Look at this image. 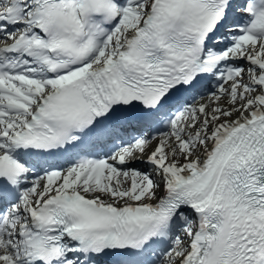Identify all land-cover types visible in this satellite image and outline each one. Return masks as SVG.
Instances as JSON below:
<instances>
[{
	"label": "snow or ice",
	"instance_id": "6c2138e0",
	"mask_svg": "<svg viewBox=\"0 0 264 264\" xmlns=\"http://www.w3.org/2000/svg\"><path fill=\"white\" fill-rule=\"evenodd\" d=\"M0 264H264V0H0Z\"/></svg>",
	"mask_w": 264,
	"mask_h": 264
}]
</instances>
